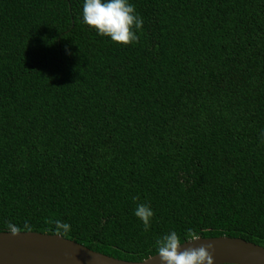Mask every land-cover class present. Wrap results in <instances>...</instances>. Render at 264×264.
<instances>
[{"label": "trees", "instance_id": "trees-1", "mask_svg": "<svg viewBox=\"0 0 264 264\" xmlns=\"http://www.w3.org/2000/svg\"><path fill=\"white\" fill-rule=\"evenodd\" d=\"M82 2L0 0V231L131 261L169 231L264 246V0H129V44Z\"/></svg>", "mask_w": 264, "mask_h": 264}, {"label": "water", "instance_id": "water-1", "mask_svg": "<svg viewBox=\"0 0 264 264\" xmlns=\"http://www.w3.org/2000/svg\"><path fill=\"white\" fill-rule=\"evenodd\" d=\"M187 239L178 251L208 246L212 264H264V246L219 235ZM0 264H163L158 252L139 261L116 258L59 234L0 231Z\"/></svg>", "mask_w": 264, "mask_h": 264}, {"label": "clouds", "instance_id": "clouds-1", "mask_svg": "<svg viewBox=\"0 0 264 264\" xmlns=\"http://www.w3.org/2000/svg\"><path fill=\"white\" fill-rule=\"evenodd\" d=\"M82 22L93 28L98 35L106 36L113 42L129 44L137 41V31L141 29L143 20L136 13L129 0H83ZM261 135H264L262 130ZM133 214L140 220L145 231L150 227L154 215L152 208L147 203L137 204ZM55 230L68 232L70 225L60 220L54 221ZM12 234L19 228L9 223L7 225ZM187 236L192 240L199 237L191 229ZM179 237L175 231H169L155 240L158 255L163 264H212V256L207 248L200 246L195 249L178 251Z\"/></svg>", "mask_w": 264, "mask_h": 264}]
</instances>
